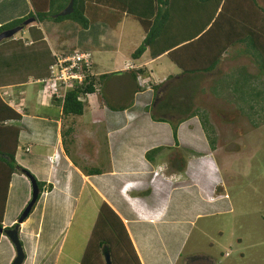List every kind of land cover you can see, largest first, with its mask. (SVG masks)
<instances>
[{
  "label": "crops",
  "instance_id": "crops-1",
  "mask_svg": "<svg viewBox=\"0 0 264 264\" xmlns=\"http://www.w3.org/2000/svg\"><path fill=\"white\" fill-rule=\"evenodd\" d=\"M31 10L29 0H0V25L24 17ZM28 26L29 33L34 34L36 40L30 39L24 42V45L44 43L47 46V62L43 73L31 77L30 88L25 87L26 83L23 82L0 85L3 92L1 93L5 94L0 96L5 102L16 100V108L21 114L18 147L15 152L17 164L30 171L37 180L50 183L52 188L40 194L35 209L32 214L29 213L31 217L38 212L36 221L27 217L19 224L18 235L21 242L23 240L24 251L22 264H49L55 253L60 255L63 239L58 243L59 228L55 229L53 226L56 234L51 227L44 228L45 213L48 211L49 218L54 217L51 216L52 213L60 219L65 216L66 219L62 220L68 219L64 223L66 227L75 206L80 203L79 197L82 199L86 184L90 185L98 193L100 200L108 203L123 220L141 264H176L182 248L181 243L175 240L177 245L168 247L167 244L173 240L163 238L160 235L161 230H169L167 233H171L173 238L176 239L178 235L183 240L197 216L220 213L223 208L231 210L225 195L220 191L217 195L213 192L214 185L219 181L224 183V179L218 175V165L212 157L201 156L193 162L196 169L201 170L202 175L204 173L203 179L209 183L207 191H198V183L192 184L193 188L184 189L176 187V183L172 182L164 183L163 188L159 185V190L155 188L156 185H152L153 182L145 181L154 164L159 163L156 160L161 156L154 155L150 162L145 158V152L158 146L171 147L174 144L169 123L173 120L160 115L165 121H155L150 116L149 109L151 106L155 107L151 84H161L158 94L163 93L168 85L174 86L176 78L181 76V72L174 71V68L178 67L165 53L156 58L147 57L144 53L138 60H132L129 54L134 49H121V38L114 35L117 27L111 29L103 23L92 24L85 30L69 22L43 21L33 22ZM234 47L239 50L241 46ZM56 50L62 53L70 50L90 51L91 74L95 77L107 74L105 79L108 81L109 77L113 76L118 79L107 82L103 89L97 87L95 92L85 95L84 109L81 115L73 116L74 118L65 117L59 103L45 95L39 83L33 82L46 76L52 52ZM128 66L134 69L145 68L144 74L137 75L139 81L137 78L133 81L128 75ZM98 84L100 87L101 83ZM137 86L140 90L136 89ZM13 87H17L18 91L15 92ZM98 96H102L100 101ZM168 115L174 117L173 122L184 116L178 111H171ZM66 118L72 121L73 127L69 137L72 141L69 154L64 151L60 136L62 122ZM177 139L181 147L189 150L201 152L208 148L196 116L178 123ZM71 160L79 165L94 164L92 167L99 168L101 173L85 175ZM121 167L123 170H120V173ZM185 168L186 166L183 170L188 171L193 167ZM190 172L186 174L189 175ZM116 182H122L117 190L118 194L114 191ZM184 182L185 179H182L177 183ZM146 187H150V192L143 194ZM13 191L17 196L20 191V196L27 191L22 203L29 200L31 183L24 174L14 172L11 175L2 216L4 228L10 227L16 221L17 215L24 207L16 202L11 205ZM132 192L136 194H131ZM55 206H58V209ZM153 232L154 235L151 234ZM15 255L12 242L2 233L0 264H11Z\"/></svg>",
  "mask_w": 264,
  "mask_h": 264
},
{
  "label": "trees",
  "instance_id": "trees-1",
  "mask_svg": "<svg viewBox=\"0 0 264 264\" xmlns=\"http://www.w3.org/2000/svg\"><path fill=\"white\" fill-rule=\"evenodd\" d=\"M29 2L32 10L24 17L1 24L0 31L19 25L28 17H34L35 23L69 22L82 30L88 29L95 23H103L114 29L123 17H130L136 21L144 37L129 54L130 58L138 60L144 53L147 57L156 58L165 53L181 71V76L176 78L174 86L168 85L161 94H158L161 84H151L155 107L151 106L149 112L153 120L165 121L164 117L156 116V111H164V113L178 111L184 115L176 122H169L175 145H178V123L188 117L196 116L209 147L213 148V139L209 134L211 130L206 126L205 114L191 105L194 95L192 91H195L197 82L204 74L215 70L223 55L235 45L241 46L239 52L252 60L258 72L248 73L246 67L242 65L235 74L217 80L220 93L246 107L247 115L264 111V93L253 84V81L259 77H262L261 83L264 84V7L257 0H73L71 12L61 16L58 13L67 6L69 0H29ZM73 51L76 50L63 54H71ZM88 52L91 68L92 53ZM52 58L54 59V56ZM126 72L133 81H136L138 74L145 73V68L129 67ZM105 77L107 74L95 77L91 72L87 73L80 84L75 81V85L68 89L63 102L56 97L52 99L59 103L65 117L81 115L85 106L83 98L86 94L95 92L94 86ZM136 89L140 90L138 86ZM210 89L212 93L217 94L215 86ZM98 98L100 100L102 96ZM15 101L10 100V104L0 96V228H4L2 216L11 175L23 171L31 176L30 172L15 160L21 120V114L16 108L18 104ZM72 128V121H68V118L64 119L60 136L67 154L72 145L69 138ZM163 148L158 146L146 151L145 158L151 162L154 155ZM72 163L85 175L101 173L99 168H87L74 160ZM173 165L172 163L170 167L177 171H182L185 167L183 161L179 166ZM33 179L39 188L38 198L43 191L51 190L50 183L37 180L35 176ZM18 218L10 228L19 226ZM151 234L154 235V232ZM104 247L109 252L111 264H141L121 218L109 204L102 201L79 264H106L102 254Z\"/></svg>",
  "mask_w": 264,
  "mask_h": 264
},
{
  "label": "rangeland",
  "instance_id": "rangeland-1",
  "mask_svg": "<svg viewBox=\"0 0 264 264\" xmlns=\"http://www.w3.org/2000/svg\"><path fill=\"white\" fill-rule=\"evenodd\" d=\"M257 1L264 7V0ZM116 27L114 35L121 38V49H135L141 43L143 31L139 24L130 17H125L123 22L118 23ZM29 28L30 26H25L12 38L0 41V85L23 82L26 83L25 87L30 88L31 77L33 75L37 77L43 73L47 62V46L44 43H36L37 45L31 46L24 45V42L30 39L36 40V36L29 33ZM58 50L53 51L52 55L58 53ZM242 55L244 54L239 52L236 47L230 49L217 68L204 74L202 79L197 82L195 91H192V95H194L191 99V105L193 108H199L205 114L206 126L211 130L209 134L213 139V148L209 147L205 134L208 148L203 150L204 152L189 150L181 147L180 144L164 147L158 153L161 154L158 157L159 160H156L159 163L154 164L155 161L153 162L155 166L145 179L146 182H153L152 185H156L155 188H159V190L160 187H164L166 182L176 183V187H183L184 189L193 188L192 184L198 183L200 187L197 190L203 192L208 188L209 183L203 179L204 173L202 175V171L196 169L193 164L194 160L201 156L214 158L218 165V175L224 179V183L219 181L214 185L213 192L216 195L219 194V191L223 193L231 210L223 208L220 213L212 212L197 216L183 240L178 235L176 239L173 238L171 233H167L169 230H161L160 235L163 238H172L171 240H173L167 244L168 247H175L177 245L175 240H179L181 243L182 248L176 264H264V111H256L255 114L247 115L248 109L242 107L238 101L224 97L217 85L218 79L235 74L242 65H245L246 70L253 74L258 72L252 60ZM53 61V58L51 61L49 60L50 64ZM175 68V72H181L180 69ZM48 69L46 76H48ZM109 78V81L118 80L114 76ZM261 79L262 77L255 79L253 84L264 93V84L261 83ZM103 80L100 82V87L99 84L94 86L95 89L97 87L103 89V85L105 86L109 82L107 79ZM137 80L139 81V76H137ZM214 86L217 89V94L212 93L210 89ZM12 89L15 92L18 91L17 87ZM1 92L0 90V95L3 93ZM155 114L156 116L164 115L169 120L175 121L174 117L169 116V113H164V111H156ZM182 161L185 163V169L191 166L193 168L188 171H177L170 167L172 163L173 166H179ZM162 165L165 168L155 177L154 171ZM85 166L89 168L95 165ZM120 170L123 168H119ZM186 172H190L189 175ZM18 173L24 174L30 181L28 174L23 171ZM31 176L33 175L31 174ZM182 179H185L184 183H177ZM121 185L122 182L115 183V194L119 193L117 190ZM84 187L82 199L80 196V203L75 206L76 208L66 227L64 223L68 219L62 220L66 219L65 216H61L62 219H60L56 217L58 215L52 213L51 216L54 217L49 218L47 217L48 211L45 213L44 228L49 229L51 227L53 229V226L55 229L59 228L58 243L63 239L60 255L55 253L52 259L48 258L51 260L49 264L80 263L96 219L98 207L102 203L98 193L90 185L86 184ZM150 187H146L143 194H148ZM26 192L22 196H20L21 191L19 196L15 191L12 192L11 205L16 202L17 205L24 206L17 217L25 208L26 202L30 200L29 198L28 201L25 200L26 202L22 203L26 197ZM131 194H136V192ZM150 203H152V199H150ZM35 207L36 204L30 210V214ZM55 208L58 209V206ZM30 214L27 217L36 221L38 212L31 217ZM60 224L61 226H59ZM182 231L184 230L182 229ZM53 232L56 234L54 229ZM57 251L60 252L59 249ZM196 256L199 258H195Z\"/></svg>",
  "mask_w": 264,
  "mask_h": 264
},
{
  "label": "built area",
  "instance_id": "built-area-1",
  "mask_svg": "<svg viewBox=\"0 0 264 264\" xmlns=\"http://www.w3.org/2000/svg\"><path fill=\"white\" fill-rule=\"evenodd\" d=\"M56 53V52H55ZM54 61L49 65L48 76L34 80V83H39L45 95L49 98H59L63 102L68 89L77 84H80L87 73H90V53L88 51H73L71 54L56 53ZM165 166H159L154 171L156 177Z\"/></svg>",
  "mask_w": 264,
  "mask_h": 264
},
{
  "label": "water",
  "instance_id": "water-1",
  "mask_svg": "<svg viewBox=\"0 0 264 264\" xmlns=\"http://www.w3.org/2000/svg\"><path fill=\"white\" fill-rule=\"evenodd\" d=\"M72 4H73V0H69L67 6L62 11H60L58 15L61 16V15L70 13L72 10ZM33 22H35V18L28 17V18H25L21 22V24L0 31V41L4 39L12 38L17 32L22 30L25 26L32 24ZM29 178L31 181V197H30V200L27 202L25 208L21 212L18 218V222H22V220L28 216L30 210L32 209L34 204L37 202V198H38L39 188L35 180L33 179V177L29 176ZM0 232L4 233L9 238V240L12 242L15 248L16 255L14 259L12 260L11 264H22L24 260V251L22 248V244H20V239L18 235V226L15 225L14 227L8 228V229L0 228ZM102 254H103V259L105 263L111 264L109 252L106 247L102 249Z\"/></svg>",
  "mask_w": 264,
  "mask_h": 264
},
{
  "label": "flooded vegetation",
  "instance_id": "flooded-vegetation-1",
  "mask_svg": "<svg viewBox=\"0 0 264 264\" xmlns=\"http://www.w3.org/2000/svg\"><path fill=\"white\" fill-rule=\"evenodd\" d=\"M30 173H31V172H30ZM31 174H32V173H31ZM32 175H33V174H32ZM33 176H34V175H33ZM30 197H31V196H30ZM23 220H24V219H23ZM14 223H15V222H14ZM14 223H13V224H14ZM20 223H21V222H20ZM20 223H19V224H20ZM13 224H12V225H13ZM12 225H11V226H12ZM11 226H10V227H11ZM10 227H8V228H10ZM6 228H7V227H6ZM18 228H19V226H18Z\"/></svg>",
  "mask_w": 264,
  "mask_h": 264
}]
</instances>
